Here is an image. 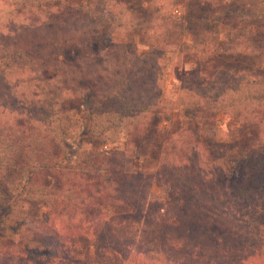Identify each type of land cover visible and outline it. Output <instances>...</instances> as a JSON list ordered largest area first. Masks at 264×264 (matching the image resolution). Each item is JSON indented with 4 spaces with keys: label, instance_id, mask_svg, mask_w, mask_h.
Returning a JSON list of instances; mask_svg holds the SVG:
<instances>
[{
    "label": "trees",
    "instance_id": "trees-1",
    "mask_svg": "<svg viewBox=\"0 0 264 264\" xmlns=\"http://www.w3.org/2000/svg\"><path fill=\"white\" fill-rule=\"evenodd\" d=\"M154 3V50L137 51L121 0H0V264H264V82L204 65L166 99L181 17L176 0ZM253 12L264 24V5ZM195 46L215 63L252 53L254 39ZM89 91L95 104L82 117L63 106ZM171 110L225 113L257 132L233 166L189 130L170 133L142 173L135 146L154 114ZM122 124L123 141L107 150L72 159L64 149L77 135L107 141ZM152 178L166 196H152ZM34 202L47 205L36 220Z\"/></svg>",
    "mask_w": 264,
    "mask_h": 264
},
{
    "label": "rangeland",
    "instance_id": "rangeland-1",
    "mask_svg": "<svg viewBox=\"0 0 264 264\" xmlns=\"http://www.w3.org/2000/svg\"><path fill=\"white\" fill-rule=\"evenodd\" d=\"M124 2L134 23V45L137 51L154 50L155 37L152 30V14L156 12L155 0H121ZM178 14L181 17V54L169 53L170 77L164 96L173 99V86L184 73L194 72L204 65L207 68L223 63L233 69H248L259 80L264 82V24L255 22L253 10L264 5V0H176ZM251 31L254 39V50L248 55H226L219 61H204L197 55L195 42L201 38L210 44L216 41L225 44L237 34ZM207 34V35H206ZM72 55L68 54L70 58ZM95 97L92 91L82 97L68 100L64 107L73 111L77 117H82L85 111L94 106ZM124 123V122H123ZM179 130L192 132L196 137L206 141L216 154H223L228 163L233 166L243 155L257 132L252 124H240L225 113H217L209 120L194 112L178 110L161 111L154 114L152 122L144 139L135 146L133 166L140 172L149 174L154 168V156L160 145L170 133ZM76 137L67 140L65 150L70 158L78 155L82 149L107 150L123 141L124 125L109 133L107 141H82ZM150 175H147V177ZM19 179L18 168H13L8 174V184ZM168 189L157 183L153 178L150 182V192L153 197L166 196ZM47 205L44 202H34L30 206L27 217L40 219ZM117 264H135L123 260Z\"/></svg>",
    "mask_w": 264,
    "mask_h": 264
}]
</instances>
